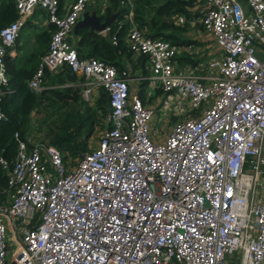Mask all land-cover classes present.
I'll return each mask as SVG.
<instances>
[{
  "label": "built area",
  "instance_id": "obj_1",
  "mask_svg": "<svg viewBox=\"0 0 264 264\" xmlns=\"http://www.w3.org/2000/svg\"><path fill=\"white\" fill-rule=\"evenodd\" d=\"M90 1L15 0L16 17L0 27V100L10 91L6 50L41 7L52 28L28 86L65 64L84 76L83 98L101 86L109 108L95 144L71 162L42 137L13 132L0 264H264V0H203L200 22L217 48L204 73L177 69L178 45L129 26L148 82L188 109L163 137L124 69L77 55L70 33ZM118 2L132 14L133 0Z\"/></svg>",
  "mask_w": 264,
  "mask_h": 264
},
{
  "label": "trees",
  "instance_id": "obj_2",
  "mask_svg": "<svg viewBox=\"0 0 264 264\" xmlns=\"http://www.w3.org/2000/svg\"><path fill=\"white\" fill-rule=\"evenodd\" d=\"M109 1L111 4L102 10L97 7L96 12L102 19L104 15L118 9L116 18L103 32L90 30L84 25L78 26L74 44L77 55L99 58L115 65L119 70L123 69V60L126 59L132 65H140L144 72L147 55L132 53L125 41V34L130 26L124 13L125 9L119 6L117 8L116 0ZM190 4L192 0H133L132 21L151 37H161L172 43L193 42L188 37H183L186 26L177 25L170 18L173 13L189 14L186 6ZM15 17V0H0V27ZM49 34L40 32L36 42L45 41L47 46ZM40 53L36 50L28 56H14L10 59L6 54L4 57L6 88L10 91L3 93L0 100L3 112L0 118V157L6 159L8 167L4 168L0 163V202H4L6 198L7 170L11 167L16 151L13 132L17 131L23 136L31 127V112L44 111V116L39 117L38 123L51 126L48 129L49 141L60 151H66L70 157H79L81 152L88 149V138L93 132L94 122L99 121L97 111L100 116H105L109 110L107 92L103 87L99 88L93 105H89L80 95L81 86L64 84L83 79V76H76L65 64L54 72L45 70L43 87L40 90L30 88L27 79L35 70ZM134 54L137 55L135 60L132 58ZM139 96L143 98L142 95ZM65 157L66 154H63L62 158Z\"/></svg>",
  "mask_w": 264,
  "mask_h": 264
},
{
  "label": "crops",
  "instance_id": "obj_3",
  "mask_svg": "<svg viewBox=\"0 0 264 264\" xmlns=\"http://www.w3.org/2000/svg\"><path fill=\"white\" fill-rule=\"evenodd\" d=\"M70 1L71 0H63V3L66 5ZM116 1H117L116 7L119 6L125 9L124 11L125 16L130 22L129 25H131L133 23L132 14L131 13L129 14L127 7L120 4L118 0ZM60 2H62V0ZM240 2L244 4L243 0H240ZM109 4H111L109 0H91L84 9L88 11L95 10L96 12L97 7H99L100 10H102L106 5L108 6ZM186 8L189 14H185L184 12H179V13H173L170 15L171 20L175 24L186 26V30L183 32V37H188L189 39H191V41H193V42H187V43H174L180 47V51L175 57V65L177 69L191 68L193 65H198L199 69H197L196 72L204 73L206 71L205 61L211 56H213L214 54H216L217 52V48L212 41L213 39L210 33L206 32L202 28V24L200 22V17L202 15L203 10L205 9V4L203 0H192V4L187 5ZM112 12L118 13V9L113 10ZM176 14H181L183 16V20L181 22L176 21ZM16 15H17V11H16ZM46 16H47V13L45 9L41 7H34L33 10L27 16H25L22 22L20 23L18 34L15 37L12 45L7 48L5 55L7 54V56H9L11 59L14 56H21V55L28 56L31 52L39 50L41 52L38 56V59H39L40 55L45 51L47 46H46L45 41L36 42L37 36L40 34V32H43V31L50 33V30L52 28V24L48 22ZM22 28H24L23 32H21ZM103 31H100V32H103ZM70 38L74 45L75 44V32L71 31ZM139 54H145V53H139ZM132 58L135 60L137 58V55L134 54ZM4 62H5V59H4ZM123 62H124L123 69L126 71V76H127L128 90L130 92L136 93L138 96L142 95L143 98H141L140 96L139 97L140 99H142L141 101L144 104H147V105L151 104L154 106L155 97L161 94L164 95V93L157 86H152L148 82V79L146 78V75L149 72L148 58L146 60V63H144V66H143L145 70L144 72H143V68L138 64L132 65V63L127 61L126 59H124ZM59 68H61V66ZM59 68H57L56 70H58ZM56 70H53V71L47 70V71L54 72ZM73 73H75L76 76H83L81 73H78V72H73ZM44 78H45V73H44L43 80ZM84 81H85V78L83 76L82 80L80 79L76 82H68L64 84L79 85L81 86V89H82L85 85ZM42 87L43 86L41 83V87L38 90H40ZM100 87L101 86H94L90 90L91 99L89 100H86L83 98L81 94V90H80V95L82 99L86 100L89 104H92L95 97L98 95V91ZM171 100H172V106L169 108L168 111L165 112L162 123H161V126H163L165 123V126H167V128H165V131L164 130L162 131V135H158L157 132H155L158 137L159 136L163 137V135L167 132L171 124L175 120L180 119L183 116H185L188 110L186 103L182 101L181 99H178V98H175V96H172ZM32 113H34V111L31 112L30 114L31 127L27 131L24 132L23 136H21V137H24L27 141L30 140L33 136H36L38 134L35 131L36 129L32 128L33 126ZM180 115H182V117H180ZM12 230H13V227H12ZM12 230L10 231V235L13 234ZM14 237H16V235H14Z\"/></svg>",
  "mask_w": 264,
  "mask_h": 264
},
{
  "label": "rangeland",
  "instance_id": "obj_4",
  "mask_svg": "<svg viewBox=\"0 0 264 264\" xmlns=\"http://www.w3.org/2000/svg\"><path fill=\"white\" fill-rule=\"evenodd\" d=\"M240 3H241V5H243L242 2H240ZM23 31H24V28L21 29V32H23ZM206 57H208V56H206ZM154 103H155V105H154V112H153V114H152L149 122H150L151 128L153 130H155V132H157L158 135H162V131L163 130L165 131V128H167V126H165V123H164L163 126H161V123H162V120H163V117H164L165 112L168 111L169 108L172 106V100L170 98H167L165 96V94L164 95L161 94V95L155 97ZM89 105H93V103L92 104H89ZM43 112H41V111L40 112L34 111V113H32V115H33L32 116V121H33L32 128L33 129H36L35 131L38 133L37 134L38 136L42 137L48 143L52 144L49 141L50 134H49V130H48L49 127H51V126H47V125L38 123L39 117L40 116H44ZM106 114H105V116H106ZM54 116H55V114H54ZM97 116H98V119H99L98 122H100V124L98 122H94L93 132L90 135V137L88 138V144L90 145V147H92L95 144V140H96V137H97L98 132L101 131L107 125V122H106V119H105V116L104 115L103 116L102 115L100 116L99 111H97ZM180 117H182V115H180ZM89 145H88V147H89ZM59 152L61 153V155L66 154V157L64 158V161H66V162H71V161L75 160V158H77V157H70L67 154V152L64 151V150L63 151L62 150L61 151L59 150ZM7 199L8 198L6 196L4 202H0V203H2V204L3 203H7ZM7 234H10V231L7 230ZM13 245L14 244H13L12 240H9V248H8V253H7V260H9V258L11 256L10 251H11V249H13V247H14Z\"/></svg>",
  "mask_w": 264,
  "mask_h": 264
},
{
  "label": "water",
  "instance_id": "obj_5",
  "mask_svg": "<svg viewBox=\"0 0 264 264\" xmlns=\"http://www.w3.org/2000/svg\"><path fill=\"white\" fill-rule=\"evenodd\" d=\"M117 14V12H112L108 15H104L103 19H100L99 15L95 12V10L88 11L84 9L80 13L79 18L74 22L71 31L75 32L78 26L83 25L87 26L90 30H94L97 32L103 31L108 27L109 23L114 20Z\"/></svg>",
  "mask_w": 264,
  "mask_h": 264
}]
</instances>
